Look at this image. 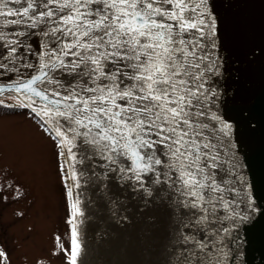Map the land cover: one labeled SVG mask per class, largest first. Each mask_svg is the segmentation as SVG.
Returning <instances> with one entry per match:
<instances>
[{
    "label": "snow or ice",
    "instance_id": "snow-or-ice-1",
    "mask_svg": "<svg viewBox=\"0 0 264 264\" xmlns=\"http://www.w3.org/2000/svg\"><path fill=\"white\" fill-rule=\"evenodd\" d=\"M217 41L210 0H0V101H20L0 106L55 149L69 209L62 264H78L89 185L118 225L128 193L141 211L165 209L166 264H236L252 185L217 107Z\"/></svg>",
    "mask_w": 264,
    "mask_h": 264
},
{
    "label": "water",
    "instance_id": "water-1",
    "mask_svg": "<svg viewBox=\"0 0 264 264\" xmlns=\"http://www.w3.org/2000/svg\"><path fill=\"white\" fill-rule=\"evenodd\" d=\"M210 2L217 17L221 65L217 107L235 122L244 176L252 185L250 210L237 223L236 264H264V0ZM110 187L121 193L114 181ZM80 191L84 215L74 221L81 244L78 264H166L168 224L162 206L141 211L128 193V219L118 225L109 219L94 187Z\"/></svg>",
    "mask_w": 264,
    "mask_h": 264
},
{
    "label": "rangeland",
    "instance_id": "rangeland-1",
    "mask_svg": "<svg viewBox=\"0 0 264 264\" xmlns=\"http://www.w3.org/2000/svg\"><path fill=\"white\" fill-rule=\"evenodd\" d=\"M66 210L52 144L23 112L0 115V251L8 262L62 264Z\"/></svg>",
    "mask_w": 264,
    "mask_h": 264
},
{
    "label": "trees",
    "instance_id": "trees-1",
    "mask_svg": "<svg viewBox=\"0 0 264 264\" xmlns=\"http://www.w3.org/2000/svg\"><path fill=\"white\" fill-rule=\"evenodd\" d=\"M0 105L2 104L0 103ZM20 112L22 111L17 108H5V107L0 106V115L14 114V113H20Z\"/></svg>",
    "mask_w": 264,
    "mask_h": 264
},
{
    "label": "flooded vegetation",
    "instance_id": "flooded-vegetation-1",
    "mask_svg": "<svg viewBox=\"0 0 264 264\" xmlns=\"http://www.w3.org/2000/svg\"><path fill=\"white\" fill-rule=\"evenodd\" d=\"M68 214H69V209L68 210H66V217L68 216ZM66 217H65V219H64V224H65V220H66ZM69 228H70V226L69 225H67L66 224V232H67V235H68V241L70 240V234H69ZM59 232H55L54 234H58ZM53 234V235H54ZM59 235V234H58ZM68 241H67V243H68ZM2 251H6V249H3ZM7 252V254H8V257H10L9 256V252L8 251H6ZM0 264H4V262H0ZM7 264H14L13 262H8L7 261Z\"/></svg>",
    "mask_w": 264,
    "mask_h": 264
}]
</instances>
